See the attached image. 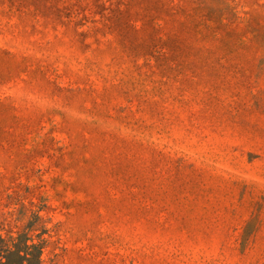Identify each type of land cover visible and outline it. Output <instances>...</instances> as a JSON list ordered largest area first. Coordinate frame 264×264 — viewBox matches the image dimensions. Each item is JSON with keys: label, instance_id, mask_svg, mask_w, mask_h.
<instances>
[{"label": "rangeland", "instance_id": "1", "mask_svg": "<svg viewBox=\"0 0 264 264\" xmlns=\"http://www.w3.org/2000/svg\"><path fill=\"white\" fill-rule=\"evenodd\" d=\"M0 50L1 238L264 264V0H0Z\"/></svg>", "mask_w": 264, "mask_h": 264}, {"label": "trees", "instance_id": "2", "mask_svg": "<svg viewBox=\"0 0 264 264\" xmlns=\"http://www.w3.org/2000/svg\"><path fill=\"white\" fill-rule=\"evenodd\" d=\"M220 9L213 6L204 14L205 17L219 15ZM9 54L0 50V77L7 78L9 65L7 58ZM32 225L28 226L23 234L9 239L0 237V264H42L46 241L34 242L29 235Z\"/></svg>", "mask_w": 264, "mask_h": 264}]
</instances>
